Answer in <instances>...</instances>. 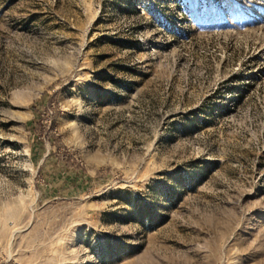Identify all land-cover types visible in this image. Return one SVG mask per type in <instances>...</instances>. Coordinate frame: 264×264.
Returning <instances> with one entry per match:
<instances>
[{
  "label": "rangeland",
  "instance_id": "obj_1",
  "mask_svg": "<svg viewBox=\"0 0 264 264\" xmlns=\"http://www.w3.org/2000/svg\"><path fill=\"white\" fill-rule=\"evenodd\" d=\"M0 264H264V0H0Z\"/></svg>",
  "mask_w": 264,
  "mask_h": 264
}]
</instances>
